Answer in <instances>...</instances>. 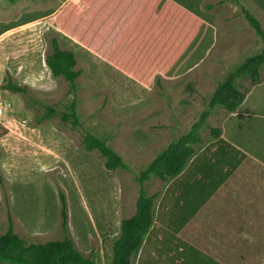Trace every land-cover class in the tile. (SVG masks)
<instances>
[{
    "label": "rangeland",
    "instance_id": "obj_1",
    "mask_svg": "<svg viewBox=\"0 0 264 264\" xmlns=\"http://www.w3.org/2000/svg\"><path fill=\"white\" fill-rule=\"evenodd\" d=\"M243 8L264 29V0H0V233L9 218L27 242L67 233L106 264L135 209L140 172L199 121L227 73L263 49ZM53 38L75 52V92L45 62ZM261 73L254 96L264 104ZM11 75L30 92L2 88ZM73 100L79 124L61 119ZM45 104L56 113L39 122ZM217 114L206 121L217 125ZM255 119L263 125L254 135L264 136V117ZM87 133L127 167L108 169L86 149Z\"/></svg>",
    "mask_w": 264,
    "mask_h": 264
},
{
    "label": "crops",
    "instance_id": "obj_2",
    "mask_svg": "<svg viewBox=\"0 0 264 264\" xmlns=\"http://www.w3.org/2000/svg\"><path fill=\"white\" fill-rule=\"evenodd\" d=\"M260 83L247 90L235 111H211L220 113L217 125L201 126L200 141L178 174L145 181L144 191L154 196L153 223L133 264H172L181 251L186 259L176 264H264V136L254 135V127L263 125L255 118L264 117V104L254 96ZM212 127L221 128L219 137ZM135 212L136 205L127 217Z\"/></svg>",
    "mask_w": 264,
    "mask_h": 264
},
{
    "label": "trees",
    "instance_id": "obj_3",
    "mask_svg": "<svg viewBox=\"0 0 264 264\" xmlns=\"http://www.w3.org/2000/svg\"><path fill=\"white\" fill-rule=\"evenodd\" d=\"M243 13L264 39V29L260 20L247 8H243ZM45 62L53 75L63 76L69 82L73 92L76 91V78L81 70L76 68L77 57L74 51L61 48L58 40L53 38L52 49L48 51ZM263 66L264 47L260 52L246 57L243 62L227 73L225 79L216 86L208 102V109L202 112L199 121L192 125L188 133L170 143L140 172L138 179L141 188L136 200V212L131 217H124L121 220L120 231L112 242V257L106 264H133V256L145 244L154 216V196L144 191L143 184L151 176L166 180L178 174L194 153L195 145L200 141L199 129L206 123L210 112L217 106L224 107L229 112L235 111L244 101L247 93L242 89L241 80L249 79L252 84L261 82ZM1 87L23 94H28L31 90L28 84L15 81L12 75L7 77V82ZM55 113L54 106L45 104V110L38 121H44ZM61 119L64 122L79 124L75 100L70 104L69 111L61 112ZM211 131L215 137H219L222 132L220 127H212ZM84 144L87 150H99L105 158V166L108 169L127 167L121 155L105 140L94 134L87 133L84 137ZM0 259L11 264H99L93 257L82 253L67 233L59 239L27 242L15 231L12 218L8 220L6 231L0 233ZM175 259H180L184 263L186 256L181 251L177 257L173 258L172 264H176ZM167 263L168 261H165V264ZM139 264L142 263L139 262Z\"/></svg>",
    "mask_w": 264,
    "mask_h": 264
},
{
    "label": "built area",
    "instance_id": "obj_4",
    "mask_svg": "<svg viewBox=\"0 0 264 264\" xmlns=\"http://www.w3.org/2000/svg\"><path fill=\"white\" fill-rule=\"evenodd\" d=\"M0 112H1V108H0Z\"/></svg>",
    "mask_w": 264,
    "mask_h": 264
}]
</instances>
